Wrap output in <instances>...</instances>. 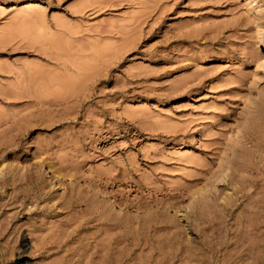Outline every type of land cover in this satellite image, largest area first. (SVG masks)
Instances as JSON below:
<instances>
[{
    "label": "rangeland",
    "instance_id": "rangeland-1",
    "mask_svg": "<svg viewBox=\"0 0 264 264\" xmlns=\"http://www.w3.org/2000/svg\"><path fill=\"white\" fill-rule=\"evenodd\" d=\"M259 29L264 0H0V264H264Z\"/></svg>",
    "mask_w": 264,
    "mask_h": 264
},
{
    "label": "bare ground",
    "instance_id": "bare-ground-1",
    "mask_svg": "<svg viewBox=\"0 0 264 264\" xmlns=\"http://www.w3.org/2000/svg\"><path fill=\"white\" fill-rule=\"evenodd\" d=\"M254 1H256V0H254ZM258 35H259V37H260V39H261V41L263 42V46H264V30L263 29H259L258 30ZM50 168V167H49ZM1 169H2V167H1ZM227 169V168H226ZM2 171H4V170H2ZM224 172V171H223ZM222 172V173H223ZM228 172V171H227ZM226 172V173H227ZM0 173H2V172H0ZM225 173V172H224ZM25 175V174H24ZM224 176V175H223ZM226 176V175H225ZM224 176V177H225ZM25 177V176H24ZM27 177V176H26ZM226 178V177H225ZM224 178V179H225ZM26 179V178H25ZM223 180V179H222ZM229 180V179H228ZM225 182V181H224ZM223 182V183H224ZM220 184V183H219ZM31 185V184H30ZM204 189V188H203ZM202 189V190H203ZM208 190V189H207ZM224 190V189H223ZM213 192V191H212ZM41 193V192H40ZM39 193V194H40ZM197 193V192H196ZM195 193V194H196ZM42 194V193H41ZM40 194V195H41ZM194 194V195H195ZM230 194V193H229ZM228 194V195H229ZM224 196H226V194L224 195ZM223 196V197H224ZM220 197H221V195H220ZM219 197V198H220ZM222 197V198H223ZM262 197V196H261ZM49 198V197H48ZM47 198V199H48ZM213 199V198H212ZM251 200V199H250ZM249 200V201H250ZM256 200H257V198H256ZM259 200V199H258ZM52 201V200H51ZM222 201H225L224 199L222 200ZM53 202V201H52ZM211 202H212V200H211ZM257 202V201H256ZM255 202V203H256ZM261 203H262V201H260ZM192 203V202H191ZM223 203V202H222ZM224 204V203H223ZM222 204V205H223ZM228 204V203H227ZM257 204V203H256ZM260 204V203H259ZM262 205V204H261ZM219 206V205H218ZM227 206V205H226ZM256 206V205H255ZM255 206H254V208H255ZM211 207V206H210ZM253 207V206H252ZM223 208H224V206H223ZM189 209V208H188ZM192 209V208H191ZM227 209V208H226ZM254 210V209H253ZM219 212V211H218ZM191 213V212H190ZM253 213V212H252ZM260 213V212H259ZM192 214V213H191ZM218 215V214H217ZM251 215V214H250ZM185 216V215H184ZM252 216V215H251ZM264 216V215H263ZM254 217H255V214H254ZM260 217H262V216H260ZM245 218V217H244ZM247 218V217H246ZM246 218H245V220H246ZM251 218V217H250ZM243 219V218H242ZM261 219V218H260ZM263 219V218H262ZM212 220V219H211ZM242 221V220H241ZM252 221V220H251ZM263 221V220H262ZM185 222H186V220H185ZM219 222V221H218ZM247 222V221H246ZM255 222V221H254ZM244 223V222H243ZM263 223V222H262ZM239 224V223H238ZM257 225V224H256ZM207 226H209V225H207ZM245 226V225H244ZM251 226V225H250ZM249 226V227H250ZM217 227V226H216ZM215 227V228H216ZM219 227V226H218ZM77 228V227H76ZM248 228V227H247ZM253 228V227H252ZM74 229V228H73ZM79 230V229H78ZM217 230H219V229H217ZM70 231V230H69ZM69 231H68V234H69ZM212 231V230H211ZM257 231V230H256ZM73 231H71V233H72ZM76 232H78V231H76ZM252 232V231H251ZM254 232H255V230H254ZM61 234H62V232H60ZM70 233V234H71ZM237 233V232H236ZM259 233V232H258ZM69 234V235H70ZM76 234V233H75ZM81 234V233H80ZM65 235H67V234H65ZM72 235V234H71ZM218 235H219V233H218ZM61 236V235H60ZM63 237L62 238H60V239H64V235H62ZM74 236H76V235H74ZM79 236V235H78ZM221 236V235H220ZM69 237V236H68ZM72 237V236H71ZM81 237V235L79 236V238ZM109 237H111V236H109ZM77 238V237H76ZM91 238H92V236H91ZM96 238V237H95ZM97 238H99V237H97ZM113 238V237H112ZM218 238V237H217ZM236 238V237H235ZM242 238V237H241ZM84 239H85V237H84ZM83 239V240H84ZM209 239V238H208ZM211 239V238H210ZM65 240V239H64ZM75 240V239H74ZM81 242H83L82 241V238L81 239H79ZM72 241V240H71ZM76 241V240H75ZM80 241H78V242H80ZM86 241V240H85ZM98 241L99 240H95V242L92 244L93 245V249H92V253L90 252L91 251V249H90V251H89V249H88V251L91 253L90 255H88L87 256V253H86V256H87V258H86V260L84 261L83 260V263L85 262V264H131L132 262H133V260H135L134 258L137 256H135L134 258H133V256H132V254L129 252V251H122V252H117V251H115V250H117V248H115V250H113V248H112V246L114 245V244H112L113 242V240L110 238H107V241L105 240L104 242H102V244L104 243L105 244V247L103 248L102 247V244L99 242L98 243ZM80 242V243H81ZM92 242V241H91ZM208 242V241H207ZM242 242V241H241ZM61 243V242H60ZM71 243V242H70ZM75 243V242H74ZM73 243V244H74ZM79 243V244H80ZM84 243V242H83ZM82 243V244H83ZM98 243V244H97ZM82 244H80L79 246H78V249L77 250H79L80 251V249H81V245ZM86 244H88V243H86ZM96 244V245H95ZM101 244V245H100ZM116 244H117V242H116ZM205 244V243H204ZM75 245V244H74ZM84 245V244H83ZM83 245H82V248H83ZM100 247H102L101 248V250H99V246ZM242 246H243V244H242ZM89 247V246H88ZM206 247V246H205ZM216 247V246H215ZM214 247V248H215ZM241 247V246H240ZM91 248V247H90ZM125 248H127V247H125ZM73 249V248H72ZM85 249V248H84ZM118 249H119V247H118ZM255 249V248H254ZM125 250H127V249H125ZM211 250V249H210ZM131 251V250H130ZM250 251V250H249ZM259 251V250H258ZM257 251V252H258ZM75 252V251H74ZM82 252V251H81ZM80 252V253H81ZM201 252V251H200ZM232 252V251H231ZM237 252V251H236ZM253 252V251H252ZM67 253V252H66ZM69 253V252H68ZM161 253V252H160ZM174 253V252H173ZM203 253V252H202ZM205 253V252H204ZM238 253V252H237ZM240 253V252H239ZM238 253V254H239ZM254 254L256 253V252H253ZM75 254H78V253H75ZM165 254V253H164ZM162 255V257H161V261H163V259L165 260V263H162V264H170V262H171V260H173V259H175V258H177L178 256L177 255H175V254H171V255H167V257H165V255ZM181 254V253H180ZM179 254V255H180ZM236 254V253H235ZM246 254V253H245ZM249 254V253H248ZM85 255V254H84ZM135 255V254H134ZM142 255V254H141ZM146 255H148V254H146ZM158 255V254H157ZM201 255V254H200ZM247 255V254H246ZM263 255V254H262ZM77 256H79V255H77ZM82 256V258H84L83 257V255H81ZM140 256V255H139ZM144 256V255H143ZM202 256V255H201ZM224 256V255H223ZM249 256V255H248ZM252 256H253V254H252ZM157 257H159V255L157 256ZM180 257V256H179ZM181 257H183V256H181ZM180 257V258H181ZM200 257V256H199ZM207 257H208V255H207ZM226 257H227V255H226ZM230 257V256H229ZM232 257H234V256H232ZM247 257V256H246ZM245 257V258H246ZM261 257H264V256H261ZM261 257H260V259H259V257L257 256L256 258H258V261L259 260H261ZM146 257L144 256V259H145ZM179 258V259H180ZM224 258V257H223ZM231 258V257H230ZM229 258V259H230ZM235 258V257H234ZM241 258V257H240ZM137 259V258H136ZM138 259H139V257H138ZM159 259V258H158ZM157 259V260H158ZM182 259V258H181ZM183 259H186L185 258V255H184V258ZM191 259H192V257H191ZM199 259V258H198ZM217 259V258H216ZM228 259V258H227ZM242 259V258H241ZM140 260V259H139ZM147 260V259H146ZM254 260H256V259H254ZM78 261V260H77ZM168 261H170L169 263H168ZM182 261V260H181ZM188 261V260H187ZM190 261V260H189ZM197 261V260H196ZM224 261V260H223ZM234 261V260H233ZM236 261V260H235ZM238 261V260H237ZM257 261V262H258ZM142 262V261H141ZM140 262V263H141ZM158 262V261H157ZM182 262H184V261H182ZM222 262V261H221ZM226 262H227V260H226ZM251 262V261H250ZM255 262V261H254ZM58 263V262H57ZM82 263V264H83ZM140 263H138V264H140ZM153 263V262H152ZM158 263H160V259H159V262ZM199 263H200V261H199ZM201 263H202V261H201ZM256 263V262H255ZM261 263V262H260ZM68 264V263H67ZM80 264V263H79ZM134 264V263H133ZM136 264V263H135ZM155 264H157V263H155ZM161 264V263H160ZM182 264V263H181ZM184 264H185V262H184ZM202 264H204V263H202ZM251 264H253V263H251Z\"/></svg>",
    "mask_w": 264,
    "mask_h": 264
}]
</instances>
